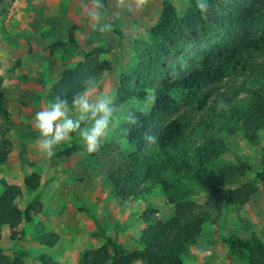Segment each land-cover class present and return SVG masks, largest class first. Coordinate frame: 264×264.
<instances>
[{
    "label": "rangeland",
    "instance_id": "374dc122",
    "mask_svg": "<svg viewBox=\"0 0 264 264\" xmlns=\"http://www.w3.org/2000/svg\"><path fill=\"white\" fill-rule=\"evenodd\" d=\"M162 1L148 0L145 7L136 9L134 0H128L129 10L117 9L114 0H103V22L111 23L113 29L102 34L92 28L81 0H0V151L8 150L6 160L0 163V194L6 185L21 188L16 199L21 209L39 194L35 204L38 212L32 221L22 222L17 228L16 240L10 239L9 230L3 228L0 253H23L25 264H39L42 253L61 264H78L86 253L105 242V236L127 250L138 248L145 217L166 219L173 214V205L161 187L150 181L147 190L135 189L137 195L113 194L111 175L123 169L135 150L120 136L121 126L95 153H89L78 133H72L56 146L55 155L47 158L35 145L39 133L33 123L36 112L50 103V87L60 72L82 60L86 53L98 54L112 63V68L96 79L97 94L112 96L117 104L134 109L138 116L147 109L144 97L150 89L139 97L136 81L132 79V84L126 86L125 77L147 58L149 50L156 49L152 32L162 17ZM169 1L180 16L189 5V0ZM237 1L250 0L208 3L222 12L228 3ZM114 23L123 37L114 31ZM69 30L75 45L50 53V45L67 40ZM181 40L179 49L162 58L163 66L193 55L207 44L206 39ZM255 59L264 61V54L257 53ZM182 110L190 112L188 108ZM220 140L224 151L210 176L242 161L248 165L244 174L230 178L222 187L250 182L257 189L245 204H225L216 211L210 208L208 191L192 188L190 199L207 210L209 217L184 255V264H247L245 251L230 247L227 240L247 238L254 232L264 243V184L256 176L264 167V127L256 142H250L241 128L220 134ZM73 144L79 149L69 156L61 153ZM31 172L40 181L36 190L27 189L23 183L24 176ZM41 238H56V243L48 248Z\"/></svg>",
    "mask_w": 264,
    "mask_h": 264
},
{
    "label": "trees",
    "instance_id": "16d2710c",
    "mask_svg": "<svg viewBox=\"0 0 264 264\" xmlns=\"http://www.w3.org/2000/svg\"><path fill=\"white\" fill-rule=\"evenodd\" d=\"M263 15L264 0L228 3L222 12L209 4L203 16L196 0H189L182 16L169 0L162 1V17L152 32L156 49L149 50L147 58L125 77L126 86L132 84V79L136 81L139 97L149 88L156 99L139 115L137 126L129 131L127 125H121L120 136L135 150L123 169L111 175V181L113 194L121 197L137 195L138 187L147 190L148 181L159 185L173 205V214L166 219L145 217L138 248L127 250L105 236V242L86 253L78 264H184V255L209 217L207 210L190 199L192 188L208 191L210 208L216 211L225 204L243 205L256 192L257 187L250 182L222 187L230 178L244 174L248 168L245 162L210 175L224 151L220 134L241 128L250 142H256L264 127V61L255 59L257 53L264 54ZM114 31L123 37L116 23ZM182 37L190 42L206 39L207 44L193 55L163 66L162 58L180 48ZM73 45L75 37L69 30L67 40L52 43L49 52ZM181 61L187 62L184 67ZM111 68V61L86 53L82 60L60 72L50 87L49 102L58 95L70 101L83 80L90 76L96 80ZM173 69L177 70L175 75L171 74ZM221 100L227 108L218 110ZM147 135L154 136V142L146 141ZM78 149L79 145L73 144L61 153L69 156ZM7 154L8 150L0 151V163ZM256 176L264 184V167ZM23 183L29 190L40 185L35 172L25 175ZM21 193L18 186L6 185L0 194V238L3 228H7L9 238L16 240L17 228L22 222L32 221L38 212L35 204L39 194L21 209L16 203ZM40 242L51 248L56 238H41ZM227 243L245 251L247 264H264V243L254 232L247 238L228 239ZM38 261L61 264L48 253L40 254ZM0 264H25V255L0 253Z\"/></svg>",
    "mask_w": 264,
    "mask_h": 264
},
{
    "label": "clouds",
    "instance_id": "9594fccd",
    "mask_svg": "<svg viewBox=\"0 0 264 264\" xmlns=\"http://www.w3.org/2000/svg\"><path fill=\"white\" fill-rule=\"evenodd\" d=\"M136 9H141L148 4V0H134ZM117 9L128 8V0H114ZM81 7L89 18L91 26L99 33H109L113 29L111 23H105L103 0H81ZM196 7L202 16L209 10L208 0H196ZM181 61V67L186 65ZM173 69L172 75L176 74ZM157 80V85H158ZM156 96L149 90L145 97V106L151 108ZM218 110L227 108V104L221 100L217 105ZM121 122L131 127L140 123L139 116L132 108L125 104H117L110 95L96 93V80L88 77L82 81L81 89L71 96V100L64 96H56L45 108L36 112L34 116V127L39 135L35 145L40 153L51 158L55 155V148L72 133H78L84 147L89 153L100 150L102 144L109 138L110 134L121 126ZM146 141L154 142L155 137L147 135Z\"/></svg>",
    "mask_w": 264,
    "mask_h": 264
}]
</instances>
